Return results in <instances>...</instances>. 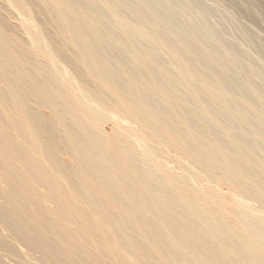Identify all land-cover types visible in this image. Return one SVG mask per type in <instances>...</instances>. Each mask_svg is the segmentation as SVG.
<instances>
[{
	"label": "rangeland",
	"instance_id": "obj_1",
	"mask_svg": "<svg viewBox=\"0 0 264 264\" xmlns=\"http://www.w3.org/2000/svg\"><path fill=\"white\" fill-rule=\"evenodd\" d=\"M68 20L81 31L93 55H87L91 53L87 47L82 48L81 41L63 30ZM0 46L26 69L17 74L10 65H3L4 69L0 65V98L13 105L17 94L10 92L5 76L24 78L22 98H27L43 138L56 139L49 146L66 167L73 163L70 156L60 153L67 147L66 133L58 124L61 120L47 103L38 100L33 82L40 90L43 84L52 85L85 104L84 112L91 121L84 129L91 137L77 128L82 125L80 120L81 125L67 117L63 121L71 133L84 137L85 143L100 145L113 139L118 148H129L134 156L130 162L150 176L147 187L152 194L153 187L165 195L173 193L176 185L172 184L177 181L214 201L208 202L220 217L219 238L203 231L200 221L195 224L183 204L170 213L181 228H187L193 247L197 240L207 245L212 242L206 248L210 257L223 258L222 264H242L243 260L220 247L222 237L241 245L239 227L234 231L226 227L236 225L242 217L264 239V198L260 195L264 189V0H0ZM98 64H104L111 83L97 75ZM93 95L103 101L99 103ZM124 95L133 99L131 105L138 114L147 110L158 118V125L166 123L178 142L167 133L168 139L156 135L154 121L149 125L132 118L116 100ZM143 99L147 100L146 110L137 105ZM17 109L7 110L18 118ZM137 124L145 125L143 132L149 134L139 151L133 134L139 129ZM146 147L154 150L151 159L144 153ZM93 159L100 161V157ZM150 161L162 166L164 177L155 168L150 167L153 171L149 172ZM226 165H234L244 178L239 191L229 180L236 177H228L223 170ZM85 171L93 173L89 168ZM74 174L77 181L79 175ZM221 201L224 210L217 206ZM134 222L126 220L125 225ZM12 229L5 224L6 238H11ZM132 232L137 239L138 232ZM182 249L179 256L194 255ZM242 254L247 257L244 260L253 255L249 251ZM4 260L16 264L15 258L0 255V264ZM181 261L176 264H199Z\"/></svg>",
	"mask_w": 264,
	"mask_h": 264
},
{
	"label": "bare ground",
	"instance_id": "obj_2",
	"mask_svg": "<svg viewBox=\"0 0 264 264\" xmlns=\"http://www.w3.org/2000/svg\"><path fill=\"white\" fill-rule=\"evenodd\" d=\"M62 28L71 32L77 42L81 41L82 48L87 47L89 50L90 46L84 43L81 31L77 30L70 20L63 23ZM89 51L91 53L87 55H93L92 51ZM15 61L6 55L4 47L0 46L2 68L3 65H10L17 74L25 72L26 69ZM104 68H106L104 64H98L97 75L106 83H111L109 72ZM5 78L10 92L16 93L17 97L13 100V105L8 100L0 98L1 256L8 259L15 258L16 264H176V261L179 263L185 259L188 260L187 263L198 261L199 264H222L220 261L223 258L216 260L207 254L210 249L206 248L212 244L208 240L209 237L207 241L211 242L210 245H207L204 240H197L198 242H193V247L187 228L185 226L181 228L177 223L178 220L176 221L171 217L172 214L170 215L177 210L176 206L183 204L191 213L190 217L194 218L195 224L196 220L200 221L202 225L197 223L204 229L203 231L211 237H218L219 231L221 232L218 223L220 217L215 216L213 207L208 202H214L213 200L208 199L206 195H196L193 190L182 186L177 181L172 184L173 187L176 185L173 193L165 195L163 190L159 191L153 187L152 194L147 187L150 176L146 177L145 173L136 166V162L133 161V164L130 162L134 156L129 148H118L114 145L113 139H110L109 143L101 142V146L85 143L84 137L71 133L72 129L63 120L70 117L77 121L76 124H80V120L83 126L90 122V115L84 112L87 110L85 104L67 96L65 91L60 92L56 87H51L52 85L46 87L43 84V90H40L38 88L40 86L33 82L32 88L37 93L38 100L41 103H47L61 120L58 124L66 133L67 147L65 145L60 153L63 156H70L73 163L71 168L66 167L65 161L59 159L49 146L52 142L56 143V139L51 142L52 139L46 141L43 138L39 124L30 113L27 98L25 96L22 98L24 78L16 80L6 76ZM164 80L162 79L161 82ZM93 98L96 101L100 100L99 103L103 101L96 95H93ZM116 100L123 108L125 107L124 109L132 118L142 119L149 125L150 120L154 121L152 129L157 128V131L153 130L156 135H164L165 139H168L164 134L167 133L170 139L178 142L175 132L170 131L166 123L159 122V126L158 118L153 116L155 114L147 112V100L143 99L137 104L138 107L141 106L146 110L140 113L142 115L138 114L140 111L138 112L134 109L136 107L131 105L133 99L129 95L128 97L120 96ZM8 107L9 110L10 107L19 108L17 110L20 117L14 118L10 115ZM127 118L131 119L129 116ZM81 126L78 125L77 128L82 129L81 131L90 138V133L84 129L85 126ZM138 128L133 134L139 151L144 138L149 134L143 132L145 125H138ZM18 138L21 141H17ZM146 148L144 153L151 159L154 156V150L150 147ZM217 153L222 151H216L215 154ZM94 157H100V161L94 160ZM149 164V172L155 168L157 172L163 174V168L159 163L154 164L150 161ZM87 168L93 173L86 172ZM103 170L106 175L102 173ZM223 170L227 176L231 174L236 177L232 179L228 176L239 191L238 189L244 185V178L238 175V168L234 165L230 167L226 165ZM73 171L79 175L78 179L84 180L83 185L78 179L75 180ZM263 190L260 195L264 198ZM222 202H219L217 206L224 210ZM242 218L238 219L234 226L223 225L230 231L239 227L242 232L237 235V239L241 245L237 247L222 237L220 240L223 246L220 245V247L224 248V252L233 253L237 259L243 260L242 264H264L262 234L259 229L246 223V217ZM131 219L135 222L127 227L126 220ZM221 220L224 223L222 218ZM228 220L227 218L226 223ZM6 223L13 227L10 231L11 238H6L4 234ZM115 227L118 228L115 229ZM132 231L138 232L137 239L132 236ZM180 248L187 252H194V255L179 256ZM245 251H249L254 256L250 255L248 260H244L247 258L242 254ZM212 252L215 254L214 251ZM234 255L233 258L230 255V258L234 259ZM258 260L260 262H257ZM3 263L8 264L5 260ZM227 263L231 264L229 261Z\"/></svg>",
	"mask_w": 264,
	"mask_h": 264
}]
</instances>
